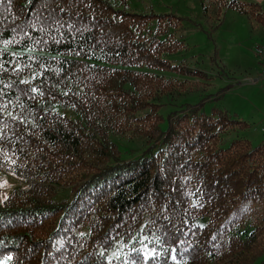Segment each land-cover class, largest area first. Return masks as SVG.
Returning <instances> with one entry per match:
<instances>
[{"label":"trees","instance_id":"1","mask_svg":"<svg viewBox=\"0 0 264 264\" xmlns=\"http://www.w3.org/2000/svg\"><path fill=\"white\" fill-rule=\"evenodd\" d=\"M226 9L264 26L257 1L206 0L212 30ZM184 21L200 26L111 0L0 3V173L20 184L0 200V262L264 264V140L225 145L249 123L202 99L160 112L210 77L168 58ZM111 135L145 148L124 159Z\"/></svg>","mask_w":264,"mask_h":264},{"label":"rangeland","instance_id":"2","mask_svg":"<svg viewBox=\"0 0 264 264\" xmlns=\"http://www.w3.org/2000/svg\"><path fill=\"white\" fill-rule=\"evenodd\" d=\"M111 1L115 5L136 12L170 11L177 15L188 16L200 24L199 27H195L188 21L182 22L183 26L176 35L183 37L189 48L168 58L175 62L184 59L192 67L209 72L210 77L198 85L193 84L192 82L196 80L190 78L184 85L185 90H175L164 96L161 114L165 116L169 110L178 108L181 103L194 104L202 99L200 112L204 115H209L212 109H216L228 118L249 123L247 128L225 133L223 135L225 145L237 137L248 138L253 145L264 140V79L256 84L248 81V78H254L260 71L253 50L264 40L262 24L235 10L226 9L222 24L212 30L211 27L217 20L215 15L210 20L203 16L202 4L206 0ZM248 1L259 2L264 10V0ZM227 85L229 88L219 94L221 88ZM111 139L120 148L124 159L138 156L145 148L141 139H130L118 135H111ZM19 185L15 178L0 173V200L12 188ZM66 194V191L61 192L57 198H64ZM0 264H8V261L4 260Z\"/></svg>","mask_w":264,"mask_h":264},{"label":"built area","instance_id":"3","mask_svg":"<svg viewBox=\"0 0 264 264\" xmlns=\"http://www.w3.org/2000/svg\"><path fill=\"white\" fill-rule=\"evenodd\" d=\"M253 53L258 60L260 71L254 78H248V81L251 84H256L264 79V40L255 46Z\"/></svg>","mask_w":264,"mask_h":264},{"label":"snow or ice","instance_id":"4","mask_svg":"<svg viewBox=\"0 0 264 264\" xmlns=\"http://www.w3.org/2000/svg\"><path fill=\"white\" fill-rule=\"evenodd\" d=\"M0 3H3V0H0ZM24 82L27 83V81ZM32 91H36V89H32Z\"/></svg>","mask_w":264,"mask_h":264}]
</instances>
